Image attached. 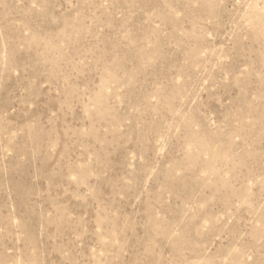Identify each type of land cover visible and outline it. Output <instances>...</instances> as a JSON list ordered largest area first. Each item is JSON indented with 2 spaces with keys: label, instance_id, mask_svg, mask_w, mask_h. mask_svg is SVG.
<instances>
[{
  "label": "rangeland",
  "instance_id": "rangeland-1",
  "mask_svg": "<svg viewBox=\"0 0 264 264\" xmlns=\"http://www.w3.org/2000/svg\"><path fill=\"white\" fill-rule=\"evenodd\" d=\"M0 264H264V0H0Z\"/></svg>",
  "mask_w": 264,
  "mask_h": 264
}]
</instances>
